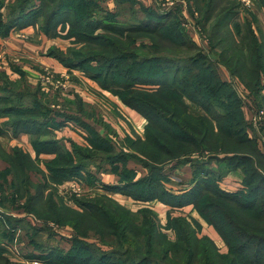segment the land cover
Returning <instances> with one entry per match:
<instances>
[{"label": "trees", "instance_id": "16d2710c", "mask_svg": "<svg viewBox=\"0 0 264 264\" xmlns=\"http://www.w3.org/2000/svg\"><path fill=\"white\" fill-rule=\"evenodd\" d=\"M116 1L120 4L121 0ZM188 1L189 3L193 1L200 11H204L202 13L203 20L213 19V9L217 0ZM258 1L264 9V1ZM83 2L84 0H15L5 15L1 10L2 2L0 0V31H5L8 27L18 28L23 25L41 23L42 21L41 27L47 33H52L56 27L61 25L62 29L66 30L67 38H74V41L82 42L91 41L89 37L92 34L88 33L89 30L100 28L110 30L114 37L122 36L125 31L132 34L137 32L148 35L158 34V37L164 35H161L165 30L162 22L152 19L141 20L134 27L130 26L127 29L92 20L87 7L97 11L101 9L90 1H86L85 4ZM34 3H38V5L34 7ZM199 4L204 5L205 8L199 7ZM236 9L237 7H230L224 10L218 16L215 26L228 29L226 27L239 15V11H235ZM155 15L164 20L166 17L172 16L167 13ZM6 16L7 20L4 22ZM246 27L248 28L246 39L252 41L251 46L248 47L252 58L248 99L256 103L257 99L259 100L258 96L264 82V40L261 39L260 41L258 39L249 22L246 23ZM183 37L187 38L184 35ZM231 38L234 39L232 35ZM95 39L104 42L100 46L102 48L107 47L110 51L107 54L92 51L89 55L76 52L75 58L69 60L64 59L61 53L54 52L53 55L70 70L82 69L87 74L86 76L94 80L102 89L112 88L113 93L116 95H120L123 91L126 92L125 95H122V100L148 121L145 130V144L149 149L152 147L158 153L157 155L148 153L149 161L144 160L143 162L141 160L142 166L148 170L149 175L138 182L126 181L122 175L123 185L106 187V190L128 194L135 200L158 199L173 207L193 203L194 208L197 209L196 211L200 215L203 214L209 224L214 226L217 231L223 233L214 217L216 215L215 210H218V213L224 217L225 222L231 227L232 233L239 237L240 241L231 244L225 238L228 250L226 253H221L216 244L209 239L198 238L192 225L187 220L168 215L165 229H170L176 233V241H171L165 233H161L159 227L157 228V215L149 209H142L133 215L124 209H121V213L116 209L111 213V216L106 214L103 210L105 207L103 201H97L98 198L107 199L118 207L117 202L107 195L83 198V200L75 199L76 207L79 209L77 211L65 207L59 208L51 202V199H48L50 219H53L52 221L59 225L69 226L79 238L87 235L86 229L88 228H83L82 224L89 222L94 224L95 228L98 227L95 234L100 238L101 246L99 248L86 244L81 239H74V249L82 254L81 257L77 258L79 259L78 264H264V236L261 237L254 232L245 230L239 221L215 205L217 204L215 200L221 198L227 205H236L243 210L261 207L264 203V194H261L264 193V176L257 173L252 160L256 157L257 163L264 165V153L261 152L255 141L247 137V125L244 120L241 101L232 87L220 77L213 66L215 65L214 62L209 61V64H206L209 71L207 78L202 80L194 78L192 81L194 61L191 59H176L166 56H160L153 60L143 58L142 62L144 64L157 62L155 63L157 68L156 66L152 67L155 72L152 75L153 77L132 76L129 72L121 71L119 73L121 69L129 66L130 51L125 47H120L117 42H110L99 36L93 38V41ZM219 42L220 44L223 43L221 40ZM225 52H227V49H222V60L220 57L218 64L224 66L232 75L236 74L237 77L242 78L239 76V72L244 71L241 65L243 54L233 52V55L228 57ZM89 63H95L99 68L102 65L105 70H101V72L91 71L90 68H86ZM116 71L122 77V80L119 83L112 84V86L115 85L113 88L109 83L108 75ZM136 84H153L158 87L157 90L151 91V93L144 89L137 90V88H134ZM184 98L198 105L204 111V114L198 116L189 114L186 111ZM34 107H36V104L31 108L1 106L0 114L7 113L6 111L10 115L15 113L16 118L11 123L31 125L34 122V116H32L35 114L33 112ZM215 107L219 108L220 111L216 110ZM24 115H28L29 118H22ZM227 142L232 144L231 152H229L232 153L231 156H227L228 154H225L222 158L209 156L215 157L214 161L219 164L227 163L230 171L240 169L245 175L244 185L255 181L252 190L245 198L241 197L240 193H226L219 188L217 181L221 180L228 171L222 175L218 171H202L201 165L191 158L193 152H200L203 155L204 152L217 151V148H221L223 151ZM110 145L108 141L93 137L92 149L78 148L75 150L74 158L77 154L81 155L77 157L76 165H72L70 168H53L51 167L52 163L47 168L49 171L52 170L55 174H58L60 179L76 175V177L89 184V181H91L94 185L96 178L89 173H84L83 163L98 159L115 171L123 169L127 161L126 158L133 157L131 154L124 152L113 154L115 148ZM45 147L43 146L40 150L47 152L57 150L58 152L57 147L56 149L54 146L50 149ZM105 147H107V150ZM15 152L18 155L21 154L18 151H14V154ZM108 152H110L109 154L112 153L111 156L105 154ZM65 155L67 158H71L67 154L59 153L58 160L64 162L67 159L64 158ZM179 160L182 161L181 164L192 165L194 172L190 182L192 184L191 189L176 195L167 192L164 188L162 182L166 181V178L162 175L161 170L166 164ZM119 165H122V168ZM19 167L20 169L24 168L20 164ZM154 170L157 172H154ZM50 173L52 174L51 171ZM209 176L216 179H208ZM52 177L56 178V175L52 174ZM40 192L39 189L38 193ZM203 192H207L209 195L203 196ZM250 197L258 202H252ZM205 198L208 200L205 201ZM29 205L30 208L28 207V209L32 210L34 205L32 198L29 199ZM262 207L264 211V204ZM257 214L259 215V213ZM120 215L123 217L120 218ZM5 218L13 223L10 218ZM103 227L108 233L104 234ZM106 236L109 237L106 238ZM118 236L122 237L123 243H119L118 239L108 250L102 249L106 244V239H114ZM124 245L126 247L122 249ZM140 248H144L142 252ZM38 258L45 260L42 256H38Z\"/></svg>", "mask_w": 264, "mask_h": 264}, {"label": "rangeland", "instance_id": "374dc122", "mask_svg": "<svg viewBox=\"0 0 264 264\" xmlns=\"http://www.w3.org/2000/svg\"><path fill=\"white\" fill-rule=\"evenodd\" d=\"M86 1H90L96 4L101 9L100 11H97V10L91 9L90 7H87V9L90 11V16L92 20H98L100 23L107 24L109 26H115V27L127 29L130 26L134 27V25L141 20L143 21V20L152 19L154 21L162 22L165 30L163 31V33H161V35L162 34L164 35H162L161 37H158L159 36L158 34L148 35L146 33H138V32L132 34V33H128L125 31V33H123L122 36L114 37V35L110 32V30L100 28V29L89 30L88 33L92 34V36L89 37L91 41L82 42V41H74V38H67L66 34H64L60 36V38L61 39L64 38L63 41L65 42H63V45H67V49L65 51L59 52L62 54V56H64V59L66 58V60H69L70 58H75L76 52H78L79 54H84V55H89L90 53H92V51L107 54V52H109L110 49H108L107 47L102 48V46H100V44L104 42H102L100 39H95L93 41V38H97L99 36L101 38L107 39V41L117 42L120 47H125L128 49V51H130V55H131L130 64L127 68L121 69L119 73L121 71L129 72V74H131L132 76L140 75L142 77H145V76L153 77L152 75L155 72L152 67L156 66L157 68V64H155L157 62L144 64L142 62V59L144 58L148 60H153L160 56H164V57L166 56L169 58L193 60L194 66L192 70L194 73V77L192 81L194 80V78L197 80H202L204 78H207V76L209 75V71H208V68L206 67V64H209V61L211 62L213 61L215 64L213 66L217 70L220 77L232 87V89L234 90V92H236L238 98L241 101L242 112H243L245 123L247 125V128H246L247 137L255 141V143L259 145V149L261 150V152L264 153V142H263L264 128L263 127L255 128L253 127V124L251 122V116L253 115L254 109L264 110V96L261 95V91H260V94L258 96L259 100L257 99L256 103L251 102L248 99L249 98L248 83L251 80L250 70H251V65H252L251 54L249 53L250 51L248 50V47L251 46L252 41L250 39H246V36L248 35L247 34L248 28L246 27V23H247L246 15L248 13V8L245 9L243 7L242 8L239 7L237 0H217L216 4L214 5V9H213L214 10L213 19L207 21V20H203L202 18V13H204V11L203 12L200 11L198 6L194 4L193 1L192 3H189L188 0H135V2L134 0H121L120 4L116 0H84L83 4H85ZM108 4L111 5L110 10L107 9L106 7ZM37 5L38 3H34V7ZM199 7L205 8V6L202 4H199ZM230 7L232 8L237 7L235 11H240V14L234 18L235 20L233 19V22H231L228 25V27H226L228 29L217 28L215 26V23L217 22L216 20L218 16L224 10ZM166 13L171 14L172 16L166 17L164 20V19H160V17L155 15V14L161 15V14H166ZM40 25H42V21ZM230 34L233 36L234 38L233 40ZM183 35L187 38H184ZM114 38H117V39H114ZM66 39H68L69 41H67ZM220 40L223 42L222 44H220L219 42ZM190 41L192 44L190 43ZM222 49H227V52L225 53L228 57L233 55V52L234 53L238 52L237 54L239 53L243 54V63L241 65L243 66L242 68L244 71L239 72V76H241L242 78L237 77L238 75L236 74L232 75L230 71L227 70L224 66L218 64V60H220V57L222 55ZM221 60H222V57H221ZM87 67L90 68L91 71H95V72L96 71L101 72V70L102 71L105 70V68H103L102 65H100V68H103V69H100L98 65H96L95 63H89L88 65H86V68ZM64 68H67V67H64ZM67 69L68 71L64 70L58 73L57 75H54V73L52 72L51 73L42 72V74H40L39 76H44L48 74V75H51L53 80L56 82L58 78H61L62 82L66 83L67 85L71 84L70 87L63 89L62 91L59 89L54 90L53 87H50V86L48 87L42 84L40 81V78H38V82L41 86L42 93L50 94L51 97L53 95H57L55 96L57 98L52 97L55 99H61L60 95H70L71 93H74V96H79L78 94H80L81 96L83 95L86 98L89 97V95L91 94L94 95V92L92 90H89L87 87L86 88L82 87V85H84L83 80L87 79L88 77L86 76L87 74H85L82 71V69H79V70L78 69L70 70L69 68ZM108 80H109V83L111 84V87L114 88L115 85L112 86V84L119 83L122 80V77H120L117 74V71L111 72L108 75ZM262 85L264 87V82L262 83ZM73 86H75V88H73ZM97 86L100 88L98 84ZM135 86L136 87L134 88H137V90L144 89L148 92L155 91L157 90V87H158L157 85H153V84H145V85L136 84ZM8 88H9V91H11V93L17 92V88L14 86H9ZM102 90L116 97V100L118 99L120 104H122L123 106L127 108L130 107L129 105H126V103L122 100V95H125L126 92L123 91L120 95H116L113 93L112 88H109L108 90L101 89V91ZM19 91H21L22 94H24V97L21 95L20 98L18 99L11 98L10 100L12 101L7 102V103L4 102L2 105H0V107L1 106H6V107L7 106H11V107L18 106L21 108H26V107L31 108L32 106H34L33 104L34 97H32L31 95L37 94V93H33L34 91H31L24 86H21L19 88ZM98 102L106 103V101H104L101 98L99 99ZM184 104L187 108L186 111L189 114L194 115V116L204 114V111L198 105L190 102L189 100L185 98H184ZM215 108L216 110L220 111L219 108L217 107ZM111 109L114 115L118 114V112L116 111V107H113V108L111 107ZM10 118L11 120H14V118H16V114L11 113ZM22 118H29V117L28 115H24L22 116ZM139 124L140 123H137L136 125L139 126ZM147 124H148V121L146 122L144 126V139H145V130H146ZM129 125H130V122L127 121V124H125V127L130 129ZM75 127L78 128L77 126ZM134 136L136 137L135 134ZM144 139L142 143L138 142L135 144L130 143L129 139L126 140V142L124 141L122 142V141H117L115 138H112L111 142H109L111 144L110 146L115 148L114 149L115 151H113V154H118L117 152L123 153L124 149L121 146L124 143L127 145V147L131 148V151L133 153L131 155L133 157L126 158L127 161L125 162L123 169H120L121 174L123 175V177L125 178L124 180L126 181L130 180L131 182L134 178V174H132L133 171L130 169V165H132L131 163H138L139 165L142 166L141 160L143 162L144 160L149 161L148 159L149 156H147L148 153H153L156 155L158 154L154 148L152 149L151 147V149H149L147 147V145L144 142ZM82 143H85V142L82 140ZM231 146L232 144L227 142V145L224 147L223 151L221 150V148L219 149L217 148V151L214 150V151H211V153L204 152L203 155L200 152H193L191 153V158H193L194 161H196L197 163L201 165L202 171H208V172L218 171L220 175L228 171L221 178V180L217 181L219 188L223 192H226V193H232V194L240 193L241 197L245 198L246 195L252 190L255 184V181L253 183L249 182L247 185L246 184L244 185L243 180L245 178V175L240 169H238L237 171L240 173L242 180L238 184L239 186L235 188V190L234 189L233 190L222 189L220 187V183L224 182L226 180V177L229 175V173L234 172V171H230L228 169L229 167L227 163L219 164L218 162L214 161L215 157L213 156H217L219 158L224 157L225 154H228L227 156H231L232 153H229L231 152ZM37 148L39 149V146H37ZM105 149L107 150V147H105ZM109 153L110 152L105 153V154L106 155L108 154L111 156L112 153L111 154ZM209 155H213V156L210 157ZM78 156H81V155L77 154L75 156V162H73L72 159L70 160L69 158H67L66 155L64 156V158H67V159H65L64 162H60L56 158L55 163H53L51 167L70 168L72 165L77 164L76 162L78 161L77 159ZM0 157L4 159V156L2 155L1 151H0ZM10 159H11L10 161L13 166L11 165L10 169L6 171H0V264H11L12 262L8 260L14 258V255L11 256L7 254L9 246L3 244V242H8L11 236L15 234L14 232L13 233L11 232L12 231L11 229H9V228H12L13 223L8 221V219L5 218L7 216L3 215V213L9 212L8 209L14 204L16 205L22 204L24 206L25 204L28 205L27 202L29 200V197H32L33 192L37 194V191H38L37 189L39 188L37 184L39 182L38 180H35L32 182L27 177L29 172L41 178H43L42 175H44V173L41 172V169L39 168V166H37L33 162H30V161L27 162L22 157V154L18 155L15 152L14 156H12ZM91 162L86 161L85 163L82 164V166L85 167V169H87L86 167H90L95 164ZM180 162L182 161L181 160L173 161L172 163L166 164L165 166H163L161 172H163L162 175L165 176L168 182L176 184L177 186L180 187V189H183L184 191H188L191 189V188H188L187 186L189 175L186 176L185 175L186 172L181 171L180 169L181 168L187 169V172H190L189 174H191V178L193 176L194 169L192 165L190 164L185 165V164H181ZM252 162L254 166H256L255 170L257 171V173L260 174V176L261 175L264 176V165L258 164L256 157H254ZM20 163L22 165L23 164L25 165L24 167H25L26 174L21 173V170L19 171ZM104 164L105 163L103 162H99V164L95 166H97V168H100V166H103ZM119 167L122 168V165H119ZM242 168L244 169V167ZM143 169L146 171V174L149 175L148 170L145 169L144 167ZM45 170H46V173L49 179L51 180V184L47 185V188L52 189L54 194H57V193L59 194L58 186L63 179H60V176L58 174H55L54 171L50 170L52 174L56 175V178H53L47 166ZM154 172H157V171L154 170ZM172 174L174 175L173 179L175 181L173 179H169L171 178ZM8 175L11 176L12 179L10 182L7 183ZM85 179L88 181L87 177H85ZM208 179L215 180L216 178H213V176H209ZM84 182L86 184L88 183L86 181ZM89 182L91 185L89 184L87 185L92 187L93 183L91 181ZM73 184H76L78 186V188L80 189L79 193H75L72 191L71 185ZM83 184L84 183L81 181H79V183L74 181V182H71L70 185L66 186L65 187V192L67 195L66 199L67 200H74V199L83 200V198L87 199V198L95 197L94 195L95 193H92L91 195V191L83 192ZM40 190L44 191V187H42V185H40ZM182 191L178 190V192H182ZM202 194L203 196L209 195V193L207 192H203ZM261 194H264V193H261ZM15 195H17V197H15ZM100 196H103V195H100ZM207 198H205L204 200L207 201L208 200ZM48 199H51L52 200L51 202H53L57 207L64 208V206L60 207L59 204L55 201V199H53L50 195H47L44 201L40 202L39 208H37L38 206L37 207H35L34 205L32 206L33 212H31V214H33L34 217H37L38 219H43V220H50L49 209H48V204H47ZM19 200H22V201L19 203L18 202ZM98 200L103 201V205L105 206V207L103 206L104 207L103 210L106 214L110 216H111V213L115 211L116 209H118L120 213H121V209L128 210L121 204L116 203L118 207L113 205L111 201L109 202L107 199L98 198L97 201ZM250 200H252V202H255V203L258 202L257 200L255 199L253 200L252 198ZM215 201L217 202V204L215 205L218 206V208L220 207L221 209L229 213L234 219L239 221V223L244 227L245 230L249 232H254L261 237L264 236V211L262 209L263 208L262 205L264 203L261 205V207L257 209L243 210L237 207L236 205H233V206L227 205L226 203H224L223 199L221 198H217ZM191 205L193 206V209L198 216L197 220L194 219L189 214L186 215L185 213H184L185 215L182 214L183 216H177V217H181L187 220L192 225L194 233L198 238L209 239L211 242L216 244L217 248L219 249L221 253H225L228 250V248L226 247L225 238L227 239V241L231 242V244H235L240 241L239 237H236L232 233L231 227H229V225L225 222L224 217L220 215V213H218V210H215L214 213H216V215H214V217L219 223V226L221 227V231L223 233H220L214 228V226L209 224V222L206 220V217L203 214L200 215L196 211L197 209L194 208L193 203ZM173 208L176 209V208H182V207H173ZM128 211L131 212L130 210ZM139 211L135 213L134 212H131V213L133 215V214H137ZM257 213H259L260 216ZM114 215L118 217L117 214L114 213ZM119 217L122 218L123 216L120 215ZM173 217H176V216H173ZM159 222L160 221L158 220V223ZM166 223H167V218H166ZM82 227L83 228L87 227L88 228L86 229L87 235L89 236L91 235L93 237L95 236L97 241L100 242L99 236L95 234L98 227L95 228L94 224H91L89 222H86V224H82ZM19 229H20V232L18 233L19 236H22L23 234L28 236L29 234L32 237L33 241H35V243H37L40 240L41 236H39L36 233V231L30 230L27 224L20 223ZM159 229L161 233L165 231V228L163 226L162 227L159 226ZM103 230H104V234L108 233V231H106L104 227H103ZM168 231L170 234L169 239L172 238L173 241H176L175 231H172L170 229ZM210 233H213V235L217 238L216 240L217 242L211 238ZM107 237L109 236H106V238ZM167 238H168V235H167ZM46 239H51V236L47 234ZM118 239H119V243H123L124 240L122 239L121 236H118L117 238L114 237V239L109 238V239H106L107 240L105 244L106 246L104 245L102 248L104 250H108L109 247L112 246L116 240L118 241ZM44 241L45 239H43V242ZM125 247L126 246L124 245L122 249ZM201 247L199 248V250L201 249ZM143 249L144 248H140L141 252Z\"/></svg>", "mask_w": 264, "mask_h": 264}, {"label": "crops", "instance_id": "0c3cea01", "mask_svg": "<svg viewBox=\"0 0 264 264\" xmlns=\"http://www.w3.org/2000/svg\"><path fill=\"white\" fill-rule=\"evenodd\" d=\"M246 1L243 3L242 0H237L241 8H248L247 22L251 24L258 39L260 41L261 39L264 40V9L260 7L257 0ZM1 2V10L6 15L8 8L15 0H1ZM106 7L110 10L111 5L108 4ZM6 20L7 16L4 18V22ZM65 33V29L63 30L61 25L56 27L52 33H47L42 29L40 23L23 25L18 28L8 27L5 31H0V105L4 102H10L11 98L18 99L21 95L24 97V94L19 91L21 86L34 91L33 93H37L31 95L34 97L33 104H36L33 110L35 113L34 122L31 125L11 123V115L8 114V111L0 114V151L4 156V159L0 157V171L10 169L12 165L10 158L14 156V151L20 152L27 162L30 161L39 166L41 172L44 173L42 175L43 178L30 172L28 173L29 176L27 175L32 182L35 180L39 182L37 184L39 187L37 194L33 192L32 197H29V199L32 198L34 200V206H38L37 208H39L40 202H43L47 195H50L60 207L64 206L74 211L79 210L74 202L75 199H66L65 187L70 185L71 182L79 183L81 181L84 183L83 192L91 191V195L95 193V196L107 195L131 212L135 213L142 209L153 211L158 216L157 228L159 226L165 228L168 215L177 217L189 214L197 220L198 216L190 203L184 204L181 206L182 208L174 209L173 206L158 199L149 201L135 200L128 194L106 190V187L123 185L124 181H121L122 174L120 170L113 171L112 167L107 164L100 166L101 169L97 168L95 165L101 162L98 159L92 161L91 163L95 164L86 167L87 169L84 171L85 174L89 173L96 178L92 187L87 185L89 183L86 184L83 179L74 175L64 178L60 182L58 186L60 195L58 193L54 194L52 189L47 188V185L51 184V180L46 173V166L54 163L55 159H58L59 153L69 155L70 159L75 162V150L78 148L92 149L93 137L108 142L115 138L117 141L122 142H126L129 139V142L133 144L141 143L144 139V126L147 122L136 110L123 106L118 99L116 100V97L108 92L101 91L102 88L100 87V89L96 82L88 77L83 80L84 85L82 87L92 90L94 95L91 94L87 98L83 95L82 97L80 94H78L79 96H74V93H71L70 95H60L61 99H55L57 95H53L52 97L55 98H52L50 94L42 93L38 82V76L42 72H52L57 75L64 70L68 71L67 68H64V64L53 55L54 52L59 53L67 49V45H63V42H65L63 41L64 38H60ZM66 40L69 41L68 39ZM9 86L16 87L17 92L11 93ZM100 98L106 103L98 102ZM111 107H116L118 114L114 115ZM127 121L130 122L129 127L131 130L125 127ZM137 123H140L139 126L136 125ZM82 140L85 143H82ZM37 146H39V149ZM43 146H46V149H50L52 146L55 149L57 147L58 152L57 150L55 152L40 150ZM121 147L124 149V153L133 154L131 148L127 147L125 143ZM131 164L130 169L133 171L132 174H134L132 182H138L147 176L141 165L138 163ZM20 165L22 164L20 163ZM22 166L24 167L25 165L23 164ZM20 170L21 173L26 174L25 167ZM180 170L185 171L186 176L189 175V178L187 177L189 179L187 186L191 188L190 172H187L185 168ZM173 177L174 175L172 174L169 179H173ZM11 179L12 177L8 175L7 183ZM241 180L240 173L234 171L229 173L224 182L220 183V187L222 189L235 190ZM162 183L167 192L171 194L178 195L186 192L167 180ZM40 185L44 187V191L40 190L41 192L38 193ZM178 190L183 191L178 192ZM21 201L19 200L18 202L20 203ZM27 203L28 205L25 204V206L14 204L8 209L9 212L3 213L15 223L12 228H9L15 234L11 236L8 242H3L4 245L9 246L7 254L14 255V258L8 260L12 262L11 264H25L29 261H39L43 264H78L79 259L77 258L81 257L82 254L77 249H74L75 238L81 239L86 244L97 248L101 246L95 236L86 235L79 238L74 230L67 225H59L52 221L53 219L43 220L34 217L31 214L33 210L28 209V207L30 208L29 200ZM158 220L160 221L159 223ZM20 223L27 224L30 230L36 231L41 236L40 240L35 243L29 234L28 236L25 234L19 236ZM163 233L168 235L169 239V231L165 229ZM47 234L51 236V239H46ZM210 236L213 240H217L213 233H210ZM43 239H45L44 242ZM170 240L173 241L172 238ZM36 256L37 258H35ZM38 256H42L45 260L39 259Z\"/></svg>", "mask_w": 264, "mask_h": 264}, {"label": "built area", "instance_id": "2783aa9c", "mask_svg": "<svg viewBox=\"0 0 264 264\" xmlns=\"http://www.w3.org/2000/svg\"><path fill=\"white\" fill-rule=\"evenodd\" d=\"M243 3L247 2L246 0H242ZM38 78H40V81L42 84H44L45 86H50L53 87L54 90L59 89V90H63L66 89L67 87H70V85L62 82L61 78L57 79V82L53 80V78L51 77V75H44V76H38ZM261 95L264 96V87L261 90ZM250 119V117H249ZM251 122L253 124V127L258 128V127H263L264 128V110L262 109H254L253 110V115L251 116ZM263 142H264V138H263ZM72 191L75 193H79L80 189L78 188V186L76 184L71 185ZM25 264H43L39 261H29L26 262Z\"/></svg>", "mask_w": 264, "mask_h": 264}]
</instances>
